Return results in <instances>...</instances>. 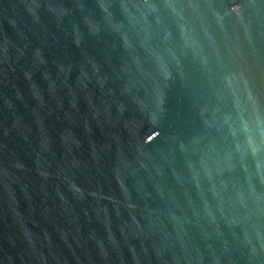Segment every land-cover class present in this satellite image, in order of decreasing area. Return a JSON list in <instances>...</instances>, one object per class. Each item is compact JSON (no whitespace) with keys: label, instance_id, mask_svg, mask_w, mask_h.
<instances>
[{"label":"water","instance_id":"95a60500","mask_svg":"<svg viewBox=\"0 0 264 264\" xmlns=\"http://www.w3.org/2000/svg\"><path fill=\"white\" fill-rule=\"evenodd\" d=\"M0 264H264V0H0Z\"/></svg>","mask_w":264,"mask_h":264}]
</instances>
